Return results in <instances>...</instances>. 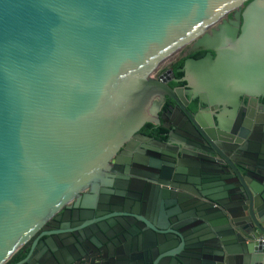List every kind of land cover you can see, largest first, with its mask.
<instances>
[{
	"label": "water",
	"instance_id": "95a60500",
	"mask_svg": "<svg viewBox=\"0 0 264 264\" xmlns=\"http://www.w3.org/2000/svg\"><path fill=\"white\" fill-rule=\"evenodd\" d=\"M157 97L185 116L164 141ZM260 97L264 0H0V264L64 208L16 264H264V107L236 113Z\"/></svg>",
	"mask_w": 264,
	"mask_h": 264
},
{
	"label": "flooded vegetation",
	"instance_id": "af4514ba",
	"mask_svg": "<svg viewBox=\"0 0 264 264\" xmlns=\"http://www.w3.org/2000/svg\"><path fill=\"white\" fill-rule=\"evenodd\" d=\"M243 9H244V7H243ZM226 20L227 21L233 20V16L231 14L228 15L226 17ZM214 29L218 30L217 27H215ZM208 34L211 37L213 36L211 30L208 31ZM189 49H191V52L187 53V51ZM197 53H203V55L200 57H194V55ZM205 54H206V51L202 47H193V43H190L189 45L184 47L174 58H172L171 60L166 61L164 64H162L158 68V70L155 72V76L157 79L162 77L164 80H166L167 85L172 89L180 88L182 90H188L192 87L188 81H181V82L175 81V80L182 79V76L176 75V70L178 69V67H176V65L179 61H181V59H182V61L186 58L200 59ZM211 54L213 56H215L214 52H211ZM154 102H155V105L158 107V121L159 122L157 124L156 123L144 124V126L140 129L139 133L146 136V137H150L152 140H155V139L161 140V137H164L165 131L160 132L159 129L164 130L162 128L163 125L172 124L178 118H180L179 124H182V120L185 118V116H184V112H182L179 109H176L174 104H172L169 101V98H167V97H157L154 100ZM262 107H264V97L257 98L256 101H249L248 99L241 98V100L239 101V104L236 108V113L241 111L244 119H247L251 115L256 116L257 114L261 113L263 111ZM198 109L199 108L197 106L196 101L191 100L189 102L188 106H186V110L191 114L197 113ZM147 125H152V126L149 127ZM186 125H187L186 122L183 123L182 129L185 130L184 134H185V136H187V138L183 137L180 134H175L174 140L183 142L185 144V147L188 150H190L193 145L203 146L204 141L201 139V137H199L197 134H195V132L192 129L186 127ZM143 129H144V132H142ZM250 132H251V130H250ZM252 135L255 138V142H257V140L259 138L261 140L264 138V132L256 131ZM164 140H161V141H164ZM123 159H124V157H123ZM110 164L112 167L116 168L115 171L110 170L109 171L110 173H112L114 175L115 174L116 175H128L127 173H125V166H126L125 161L122 160V161H120L119 164L118 163L116 164L115 157H113L112 160L110 161ZM68 210L69 209L64 208L58 214L59 216H61L59 221L56 219V217L53 218L52 220H50L44 228H42L28 243H26L20 249L22 251V253H26L25 257L27 256L30 249L33 247L34 241L36 238H39V241L45 238V237H41L42 233H44L46 231H50V230H58L61 228V226H65L66 223L72 222V220L69 221V219H67V217H66L65 212ZM71 211L72 212L74 211L73 207H71ZM55 223H58L59 227L55 226ZM37 249H38V244H36V246L34 247V250H37ZM12 259H13V257L8 261L7 264H16V263L23 260V259H21L19 261H13Z\"/></svg>",
	"mask_w": 264,
	"mask_h": 264
},
{
	"label": "trees",
	"instance_id": "16d2710c",
	"mask_svg": "<svg viewBox=\"0 0 264 264\" xmlns=\"http://www.w3.org/2000/svg\"><path fill=\"white\" fill-rule=\"evenodd\" d=\"M202 55H203V53H197L194 55V57H200ZM181 64H182V60L179 61L176 66H180ZM177 76H180V75L177 74ZM147 126L151 127L152 125H147ZM159 131L164 132V130H162V129H159ZM142 132H144V129L142 130ZM164 139H165V137H161V140H164ZM25 255H26V253H22V251L20 250L13 256L12 260L13 261H19V260L23 259L25 257Z\"/></svg>",
	"mask_w": 264,
	"mask_h": 264
}]
</instances>
